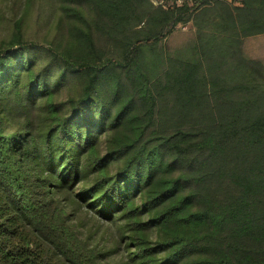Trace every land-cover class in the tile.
I'll return each mask as SVG.
<instances>
[{"label":"trees","instance_id":"16d2710c","mask_svg":"<svg viewBox=\"0 0 264 264\" xmlns=\"http://www.w3.org/2000/svg\"><path fill=\"white\" fill-rule=\"evenodd\" d=\"M261 35L264 0H0V264H264Z\"/></svg>","mask_w":264,"mask_h":264},{"label":"rangeland","instance_id":"374dc122","mask_svg":"<svg viewBox=\"0 0 264 264\" xmlns=\"http://www.w3.org/2000/svg\"><path fill=\"white\" fill-rule=\"evenodd\" d=\"M213 1L210 5H213ZM193 31L192 24L178 26L168 39L167 45L172 49L184 44L190 40ZM244 49L248 57L264 60V35L248 38L244 43Z\"/></svg>","mask_w":264,"mask_h":264},{"label":"built area","instance_id":"2783aa9c","mask_svg":"<svg viewBox=\"0 0 264 264\" xmlns=\"http://www.w3.org/2000/svg\"><path fill=\"white\" fill-rule=\"evenodd\" d=\"M149 2L156 8L165 10H173L184 6L202 7L212 0H149Z\"/></svg>","mask_w":264,"mask_h":264}]
</instances>
